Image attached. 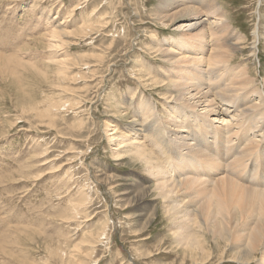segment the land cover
<instances>
[{
	"label": "rangeland",
	"instance_id": "1",
	"mask_svg": "<svg viewBox=\"0 0 264 264\" xmlns=\"http://www.w3.org/2000/svg\"><path fill=\"white\" fill-rule=\"evenodd\" d=\"M168 2L0 0V264H190L173 247L171 222L163 216L160 199L137 191V197L152 200L151 207L158 209L147 226L138 215L143 217L150 206L124 196L132 182L142 185L140 179L148 174L125 148L113 155L116 134L109 139L113 126L105 123L127 127L133 114L125 107L130 94L158 106L162 114L164 90L137 91L134 72L141 58L152 73L165 68L160 55H150L146 46L154 36H177L183 21H193L177 16L163 22L160 6ZM214 2L239 32L242 48L253 43L252 31H257L256 55L248 57L242 49L231 64H246L259 77L258 70H264V0ZM63 20L73 33H65L61 48L50 49L42 35L51 23ZM82 20L92 27L83 30ZM95 54L103 58L95 62ZM50 55L73 60L66 73L59 75L49 59L39 66L45 71L26 67ZM89 69L95 74L86 78ZM48 105L53 113L42 115ZM234 106L222 117L229 119ZM231 141L234 148L244 145L235 136ZM257 174L264 177L262 171ZM242 178L247 182L250 176ZM215 262L203 264H239L228 258Z\"/></svg>",
	"mask_w": 264,
	"mask_h": 264
},
{
	"label": "bare ground",
	"instance_id": "2",
	"mask_svg": "<svg viewBox=\"0 0 264 264\" xmlns=\"http://www.w3.org/2000/svg\"><path fill=\"white\" fill-rule=\"evenodd\" d=\"M160 7L163 22L177 16L193 17V21H183L177 36L151 38L145 50L156 57L159 54L166 63L165 68L158 65L157 74L143 58L135 60L139 66L134 72L137 91L148 87L164 90L162 114L156 103L157 108L130 94L125 107L133 114L127 127L119 130L117 124L105 122L106 128L113 126L108 138L116 134L113 155L120 156L125 148L148 174L145 180L140 179L142 185L132 182L123 194L140 200V206H150L143 217L138 215L147 226L158 209L151 207L152 200L137 197V191L152 192L160 199L163 216L171 222L173 247L190 264L211 259L221 262L223 258L239 264H264V177L257 174L264 172V76L260 77L264 70H258L257 77L249 73L246 64H231L242 49L248 57L256 55L257 31H252L253 43L244 49L239 32L230 28L214 0H172ZM66 21L46 27L42 37L50 49H59L65 33H73ZM86 22L82 20L79 27L90 29ZM60 56L50 55L39 65L26 67L45 71L40 64L51 60L55 71L63 75L73 60ZM93 58L98 62L103 57L95 54ZM95 70L89 69L85 77ZM227 103L235 105L229 119L221 115H229L231 106ZM50 113L53 110L48 105L42 115ZM233 136L244 143L241 149L230 146ZM243 175L250 176L247 182ZM147 183L149 186H143Z\"/></svg>",
	"mask_w": 264,
	"mask_h": 264
}]
</instances>
